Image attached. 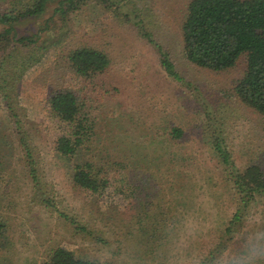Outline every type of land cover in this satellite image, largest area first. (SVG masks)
Masks as SVG:
<instances>
[{
  "label": "rangeland",
  "instance_id": "1",
  "mask_svg": "<svg viewBox=\"0 0 264 264\" xmlns=\"http://www.w3.org/2000/svg\"><path fill=\"white\" fill-rule=\"evenodd\" d=\"M120 1L117 11L89 3L63 29L72 32L70 47L96 46L109 54L112 66L94 84L51 50L21 77L14 106L19 126L0 94V216L14 245L11 263L43 264L50 250L64 247L100 263L227 264L249 242L264 247V195L227 233L238 200L210 146L218 127L239 170L257 164L264 172V116L233 92L243 65L214 72L185 59L179 25L191 0ZM7 3L0 0V13ZM112 11L128 15L122 23ZM50 15L18 22V36L37 32ZM160 49L181 82L161 67ZM57 89L86 97L96 119L84 157L108 170L110 183L99 194L76 187L75 160L55 152L64 125L47 98ZM173 127L183 131L181 139L170 141ZM22 137L32 149L39 194L50 206L35 196L39 188ZM253 264H264V256Z\"/></svg>",
  "mask_w": 264,
  "mask_h": 264
},
{
  "label": "trees",
  "instance_id": "2",
  "mask_svg": "<svg viewBox=\"0 0 264 264\" xmlns=\"http://www.w3.org/2000/svg\"><path fill=\"white\" fill-rule=\"evenodd\" d=\"M93 2L106 11H117L121 4L120 0H8L6 10L0 13V94L9 115L17 119L16 126H19L20 120L14 106L21 77L39 64L47 52L59 51L67 67L89 85L111 68L112 61L105 50L88 45L70 47L72 32H63L70 15ZM49 10L51 15L45 20L43 28L33 34L18 36L15 28L18 22L42 18ZM116 11L112 12L123 23L128 14L120 15ZM179 29L183 55L190 64L214 72H225L243 65V74L234 87V95L246 107L264 116V0H191ZM143 37L154 43L150 33L143 31ZM159 60L168 76L180 82L183 80L168 54L161 49ZM47 106L64 125V132L55 141V152L61 158L75 160L72 171L74 185L94 194L103 192L110 183L108 170L84 157L90 152L96 136V119L88 109L86 97L71 89H57L49 94ZM218 125L222 127V124ZM220 133L217 127L211 134V152L222 165L238 200V208L227 227L229 234L235 231L243 211L258 196L264 195V172L257 164L239 170ZM182 136L180 128L170 130V141ZM21 142L32 180L39 188L35 196L42 204L50 206V200L39 194L41 182L36 175L27 138L22 137ZM133 219L139 225L142 223L139 216ZM7 226L0 216V264H12L13 256L10 254L14 245ZM43 264L110 263L78 258L72 251L57 247L49 251Z\"/></svg>",
  "mask_w": 264,
  "mask_h": 264
},
{
  "label": "clouds",
  "instance_id": "3",
  "mask_svg": "<svg viewBox=\"0 0 264 264\" xmlns=\"http://www.w3.org/2000/svg\"><path fill=\"white\" fill-rule=\"evenodd\" d=\"M261 256H264V247L255 242H249L244 253L229 258L227 264H253V261Z\"/></svg>",
  "mask_w": 264,
  "mask_h": 264
}]
</instances>
